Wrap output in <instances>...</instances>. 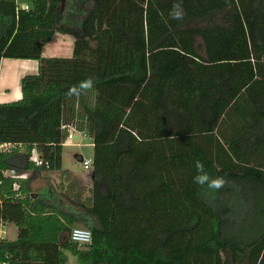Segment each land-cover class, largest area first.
<instances>
[{
	"label": "trees",
	"instance_id": "16d2710c",
	"mask_svg": "<svg viewBox=\"0 0 264 264\" xmlns=\"http://www.w3.org/2000/svg\"><path fill=\"white\" fill-rule=\"evenodd\" d=\"M55 33L73 36L70 57L42 56ZM3 58L38 69L0 103V144L20 145L0 152V221L17 227L0 237V261L181 264L204 250L206 264H264V0H0ZM71 128L114 157L142 141L214 138L181 175L144 157L124 173L94 169L87 191L65 187L64 212L34 198L24 174L34 147L49 161L39 169L61 170ZM198 161L226 184H197ZM78 226L89 244L70 239Z\"/></svg>",
	"mask_w": 264,
	"mask_h": 264
},
{
	"label": "crops",
	"instance_id": "0c3cea01",
	"mask_svg": "<svg viewBox=\"0 0 264 264\" xmlns=\"http://www.w3.org/2000/svg\"><path fill=\"white\" fill-rule=\"evenodd\" d=\"M67 35V34H65ZM59 39L54 43V37L44 45L43 51L45 55L50 57L59 52L64 51L65 38L60 35ZM54 41V42H53ZM54 44H53V43ZM69 44V41L66 40ZM52 43V47H50ZM73 44V41H72ZM67 46L65 51H68ZM46 57V56H44ZM38 62L37 60L29 59H14V58H3L0 61V103H7L21 98L20 81L21 78L27 74H34L37 72ZM90 139V138H89ZM86 140V139H85ZM83 140L82 142H84ZM68 141V140H67ZM63 144V148L68 146L69 143ZM71 145L82 147L76 141H72ZM79 144V145H78ZM83 147L94 149L93 156H90L93 160L92 171L94 169L102 170L109 174L113 172L124 173L130 169L133 160L129 161L127 157H114L112 155L110 145H95L90 139V143H87ZM63 152V149H62ZM77 161L81 165V157H84L81 153L76 154ZM36 170H30L26 172L25 177H30V189L31 193L34 194V198H49L53 205L57 208L62 209L64 212H73L74 205L68 198L66 188L70 187H82L87 191L91 187V176L85 174L82 169L81 171L75 172L70 171L61 167L59 171H45L34 166ZM88 192L84 194L87 195ZM57 195V196H56ZM14 226V227H12ZM10 234L12 237H10ZM3 237L14 240L17 237V227L12 223L4 224Z\"/></svg>",
	"mask_w": 264,
	"mask_h": 264
},
{
	"label": "rangeland",
	"instance_id": "374dc122",
	"mask_svg": "<svg viewBox=\"0 0 264 264\" xmlns=\"http://www.w3.org/2000/svg\"><path fill=\"white\" fill-rule=\"evenodd\" d=\"M18 6L20 8H24L27 6L30 7L31 0H16ZM59 33L54 34V41L61 37ZM65 38L64 44V51L56 53L54 55H50V57H70L72 55V41L73 36L67 34H63ZM69 41V44L66 42ZM53 41V42H54ZM52 42V43H53ZM55 41L54 43H56ZM52 43L50 47H52ZM53 43V44H54ZM69 47L68 51H65L66 47ZM42 56H46L45 52ZM16 101V100H14ZM12 102V101H11ZM213 134H205V135H198V136H189L185 138H170V139H163L157 141H142L138 142L132 152L127 155L129 161H132L135 158L144 157L146 161L149 162H168L174 172L175 175H181L184 172L189 171L192 167L186 165L183 158L192 150V149H203L208 148L213 143ZM69 143L68 146L63 148L62 152V165L63 168L67 170H72L75 172L81 171V165L77 161L76 154H82L84 157L93 156L94 149L83 147L87 143H90V139L87 138L84 142L76 141L79 144H82V147H77L76 144L73 146L72 140L67 141ZM14 227V226H12ZM80 228H85L82 226H78ZM10 237L12 235L10 234ZM199 253V255H197ZM204 250H200L194 255H190L185 257L181 264H206ZM197 255V256H196ZM198 257V259H197ZM203 258V259H201ZM68 264H77L76 258L69 255Z\"/></svg>",
	"mask_w": 264,
	"mask_h": 264
},
{
	"label": "built area",
	"instance_id": "2783aa9c",
	"mask_svg": "<svg viewBox=\"0 0 264 264\" xmlns=\"http://www.w3.org/2000/svg\"><path fill=\"white\" fill-rule=\"evenodd\" d=\"M23 9H28L27 6H25ZM89 138L86 132L83 131H77L74 128H71L69 130L67 140L72 141H80ZM79 145V144H78ZM16 146L15 144H0V152L2 151H11ZM29 161L33 163L36 167H44L47 169L49 167V161L45 159L35 147L32 149L31 156L29 157ZM92 165L93 160L91 157H81V166L83 171L86 175L91 176L92 174ZM11 174V173H10ZM17 187V186H15ZM3 231H4V223L0 221V237L3 238ZM69 237L72 241L77 242L79 244H89L91 242V232L87 228H80V227H74L71 229L69 233ZM0 264H6V262L0 261Z\"/></svg>",
	"mask_w": 264,
	"mask_h": 264
},
{
	"label": "clouds",
	"instance_id": "9594fccd",
	"mask_svg": "<svg viewBox=\"0 0 264 264\" xmlns=\"http://www.w3.org/2000/svg\"><path fill=\"white\" fill-rule=\"evenodd\" d=\"M181 5L180 4H176L174 5V11L171 13V15L173 16V18L175 19H179L181 18V13L180 11H178V9H180ZM94 81L92 78H89L86 82H84L82 84V87L87 89L92 87ZM73 91H75V89H73ZM197 170H198V175L196 177H194V181L203 186L206 183L208 184V187L211 189H219L221 187H223L226 184V178L225 177H216L215 179H212L209 182V176L207 173L204 172V166L198 161L197 162Z\"/></svg>",
	"mask_w": 264,
	"mask_h": 264
}]
</instances>
